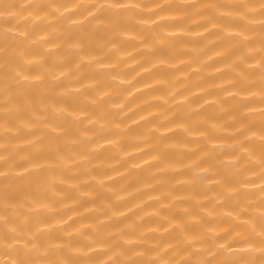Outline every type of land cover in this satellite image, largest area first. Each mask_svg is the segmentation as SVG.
I'll use <instances>...</instances> for the list:
<instances>
[{"label": "clouds", "instance_id": "9594fccd", "mask_svg": "<svg viewBox=\"0 0 264 264\" xmlns=\"http://www.w3.org/2000/svg\"><path fill=\"white\" fill-rule=\"evenodd\" d=\"M0 264H264V0H0Z\"/></svg>", "mask_w": 264, "mask_h": 264}]
</instances>
